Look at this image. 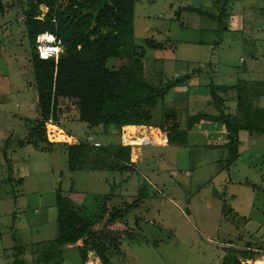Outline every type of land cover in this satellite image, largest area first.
<instances>
[{
  "label": "rangeland",
  "instance_id": "1",
  "mask_svg": "<svg viewBox=\"0 0 264 264\" xmlns=\"http://www.w3.org/2000/svg\"><path fill=\"white\" fill-rule=\"evenodd\" d=\"M0 1V92L8 85L12 91L0 95V146L10 137L7 156L25 165L24 176H14L9 168L12 163H6L0 149V264L16 260L22 264H102L90 250L82 261L81 239L62 247L59 258L40 262V254L50 249L57 234L58 189L87 223H96L97 231L103 229L96 236L105 242L114 264H222L229 248L247 250L251 259L261 258L264 133L241 130L239 157L228 165V149L220 147L228 142L221 121L194 124L184 145L177 136L178 142L168 141L169 132L158 125L169 108L177 111L181 130L192 114L219 117L212 103L211 82L248 90L245 104L254 111L264 109V95L256 97L263 92L259 84L264 81V0H137L132 43L138 53L143 52L144 79L157 90L167 89L152 109L151 125L136 124L120 131L89 128L77 121V101L60 98L57 119L45 123L46 137L39 136L38 89L32 65V57L38 54L37 41L30 42L26 26L30 0ZM71 1L56 0L55 8H65ZM223 2L228 14L223 30L217 17L180 10L193 6L218 15ZM38 11L37 18L43 19L49 8L41 4ZM148 40L164 48L157 49ZM121 61L111 58L109 65L118 68ZM177 78L175 86L169 87ZM220 95L226 100L224 113L237 114V88ZM249 115L243 114V120L264 126V112L251 113L252 119ZM37 126L32 135L41 147H22L19 139ZM54 127L63 131L61 141H53ZM72 135L79 142L91 135L100 147H115L121 141L132 145L134 169L70 170L66 148H48L47 142L72 143ZM147 139L152 144L140 145ZM98 159L113 162L106 154L97 157L93 149L84 155L91 165ZM8 168L11 181H6ZM141 191L144 200L139 197ZM108 193L115 198L107 199ZM136 201L137 207L122 219H110V210ZM107 204L110 209L105 212ZM236 256L245 263L246 257Z\"/></svg>",
  "mask_w": 264,
  "mask_h": 264
},
{
  "label": "trees",
  "instance_id": "2",
  "mask_svg": "<svg viewBox=\"0 0 264 264\" xmlns=\"http://www.w3.org/2000/svg\"><path fill=\"white\" fill-rule=\"evenodd\" d=\"M136 2L137 0H72L65 8L59 6L55 8L56 0H30V8L26 15L28 16L26 26L30 42L35 44L37 35L47 31L55 34L64 45V52L57 61L40 58L38 54L32 57L38 89V109L42 118V120L40 117L38 119V126L41 127L39 136L46 137L44 126L48 119H57L56 110L60 98L77 101L79 110L77 121L85 123L89 128L102 126L112 128L113 131H120L127 125H151L152 109L157 106L159 100L164 99L167 89L162 87L157 90L144 79L143 52L138 53L136 46L132 43L135 33ZM41 4L49 8L43 19L37 18ZM0 8H2L1 1ZM180 10L206 13L212 18L217 17L220 28L222 30L225 28V26L223 27V24H226L224 18L228 16L225 2L220 6L218 15L193 6H186ZM146 43L157 49L164 48L162 44L152 43L150 40ZM111 58L122 60L118 68L109 65ZM174 82H178V78L169 82V87L175 86ZM259 85L260 88L263 87V90L259 89L263 92L256 93L257 98L264 95V81ZM235 87L237 88L238 113L231 115L224 113L223 107L226 100L220 95V92L226 94ZM210 93L213 105L220 111L219 117L203 112L192 114L188 116L186 129L181 130L177 111L174 108H169L170 111L164 115L163 122L161 121L158 126L163 131L169 132L168 141L178 142L177 136L181 145H184L188 130L194 124L202 120L221 121L228 137V142L221 147L228 149L226 162L230 165L239 157L238 142L241 130L264 133V126L244 121L243 114H250L249 119H252L251 113L260 114L261 111L264 112V109L258 108L255 110L256 112L254 109H250V106L245 104V97L247 93L248 95L250 93L240 86H227L211 82ZM38 126L32 127L24 139H19L21 146L31 144L35 148L41 147V141L32 135ZM9 141L10 137L6 139L2 148L7 164H11L6 151ZM56 145L66 148L69 169L72 171L88 168L125 172L134 169L130 145L120 143L115 147L113 144L109 147H100L101 145L96 147L87 142L85 138L75 144L47 142L48 148ZM90 149H93L97 157L100 158L106 154L111 162L113 160L112 164L100 162L98 159L93 160L94 167H90L91 164L84 160V155ZM9 168L12 171V164ZM9 168L6 181L12 180L9 179ZM19 182L22 183V179H19ZM144 195V191L139 193V197L143 200L146 198ZM108 196H111V193H108L107 199ZM135 204L137 205L138 202L110 210L111 212H108L109 217L111 216L110 219H122L128 210L137 207ZM108 206L107 204L104 207L105 212L110 209ZM56 207L57 234L55 241L47 252L40 254V262L47 263L59 258L57 256L62 253V247L73 245L81 239L83 244L78 246V249L83 262L86 261L90 250L94 251L102 264H114L107 256L108 248L105 242L96 236V233L102 232L103 229L100 228L97 231L96 223H87L60 189L56 192ZM128 234L130 235L131 232ZM237 253L246 258L250 255L247 250L229 248L222 264H241L236 256ZM13 264H22V261L16 260Z\"/></svg>",
  "mask_w": 264,
  "mask_h": 264
},
{
  "label": "built area",
  "instance_id": "3",
  "mask_svg": "<svg viewBox=\"0 0 264 264\" xmlns=\"http://www.w3.org/2000/svg\"><path fill=\"white\" fill-rule=\"evenodd\" d=\"M36 41H37V44H36L37 53H38V56L40 58L55 59V61H57L59 59L60 55L64 52V45L61 42V40L55 34H52L50 32L46 31V32L38 34L36 37ZM50 121H51V119H50ZM125 127L126 126H124L122 129H125ZM72 137L74 139L72 144L79 143V141H77L75 135H72ZM84 138L87 142L91 143L93 146L98 147L101 145L100 142L93 141L94 137L91 135H87ZM80 140H82V139H80ZM141 142L142 143L140 145L152 144V142L149 139L142 140ZM70 143H71V141H70ZM121 143L123 145H127L125 142L121 141ZM130 146H132V145H130ZM261 251H262L261 258H259V259L264 260V248L261 249Z\"/></svg>",
  "mask_w": 264,
  "mask_h": 264
},
{
  "label": "crops",
  "instance_id": "4",
  "mask_svg": "<svg viewBox=\"0 0 264 264\" xmlns=\"http://www.w3.org/2000/svg\"><path fill=\"white\" fill-rule=\"evenodd\" d=\"M2 82V81H1ZM6 82V81H5ZM8 85V84H7ZM8 90V92L10 91V93L12 92L11 91V87H10V85H8V89H6V88H3L2 87V90H1V92L3 91V92H6ZM1 92H0V95H1ZM6 94V93H5ZM12 95V94H11ZM15 105L16 106H19L20 104L16 101L15 102ZM27 109V108H26ZM26 113H27V111L28 110H24ZM128 126H130V125H127L126 127H128ZM3 136H5L4 134H3ZM2 136V137H3ZM54 137H55V135H53ZM5 138V137H4ZM139 144V143H138ZM26 145H31V144H26ZM26 145H22V147H24V146H26ZM20 146V145H19ZM33 146V145H32ZM170 146V145H169ZM207 146H209V147H213V148H216V147H219V146H215V144H212V143H207ZM34 147V146H33ZM220 147H221V145H220ZM2 148L3 147H1L0 146V149H1V151H2ZM10 160H12V161H10L11 163H12V165H13V170H14V176H24V172H25V170H24V168H25V165L24 166H21L20 164H21V162H18L17 160H13V159H10ZM111 197H113V194L111 195ZM113 198H115V196L113 197ZM110 201H111V204H112V200L110 199L109 200V203H110ZM187 203H189V201L187 202ZM261 260L262 259H257L256 261H255V259H251V258H247L246 260H245V263L244 264H256V263H259V262H261Z\"/></svg>",
  "mask_w": 264,
  "mask_h": 264
},
{
  "label": "bare ground",
  "instance_id": "5",
  "mask_svg": "<svg viewBox=\"0 0 264 264\" xmlns=\"http://www.w3.org/2000/svg\"><path fill=\"white\" fill-rule=\"evenodd\" d=\"M135 125H130L129 126V128H135L134 127ZM55 128V130H56V133H55V139L56 140H53V141H61V139H63V137H64V135H63V131L62 130H60V131H58L57 129L58 128H56V127H54ZM131 130V129H130ZM67 139V138H66ZM257 264H264V260L263 261H261V262H259V263H257Z\"/></svg>",
  "mask_w": 264,
  "mask_h": 264
},
{
  "label": "clouds",
  "instance_id": "6",
  "mask_svg": "<svg viewBox=\"0 0 264 264\" xmlns=\"http://www.w3.org/2000/svg\"><path fill=\"white\" fill-rule=\"evenodd\" d=\"M255 259H257V258H255Z\"/></svg>",
  "mask_w": 264,
  "mask_h": 264
}]
</instances>
